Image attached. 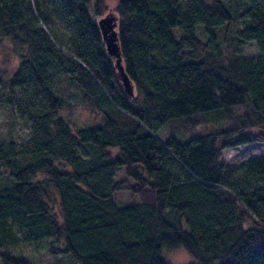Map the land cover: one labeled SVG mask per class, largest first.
I'll use <instances>...</instances> for the list:
<instances>
[{
	"label": "trees",
	"instance_id": "trees-1",
	"mask_svg": "<svg viewBox=\"0 0 264 264\" xmlns=\"http://www.w3.org/2000/svg\"><path fill=\"white\" fill-rule=\"evenodd\" d=\"M106 12L0 0V42L20 58L0 89L30 130L21 150L0 143V264H33L16 247L43 240L75 264H170L167 249L187 264H264V154L222 162L264 143V0H117L132 97L98 26ZM251 42L259 54L244 56Z\"/></svg>",
	"mask_w": 264,
	"mask_h": 264
},
{
	"label": "rangeland",
	"instance_id": "rangeland-1",
	"mask_svg": "<svg viewBox=\"0 0 264 264\" xmlns=\"http://www.w3.org/2000/svg\"><path fill=\"white\" fill-rule=\"evenodd\" d=\"M97 0H90L91 8L95 6ZM117 0H103V3L106 7L107 12L102 16L106 15L116 16L115 6ZM100 19V18H99ZM240 27V23L237 22L233 26V32ZM202 39L204 36L200 34ZM240 52L244 56H256L259 54V51L255 43L251 42L247 45H244L240 48ZM20 62L19 56L13 52L12 44L9 42H0V68L3 69L4 76L6 80L15 73L16 66ZM54 88L57 89L58 94H63L67 92V86L64 81L59 79L55 80ZM5 90L0 89V143L10 144L13 143L14 147L18 150L23 149L29 145L28 141L30 138V130L28 124L23 121L20 116L10 108L7 103L5 96ZM80 126L87 125V119L83 116L78 117ZM226 122H220L217 125L209 123L208 125H202L197 128L193 133L186 134H176L177 136L187 137L195 133H202L205 131H213L219 127L222 128L223 125H226ZM166 133V134H165ZM169 132L167 128L164 129L162 133L163 136H168ZM222 162L232 163L239 162L248 158H252L258 155L264 154V143H255L241 147H235L231 149L223 150ZM119 178H124L120 174ZM131 184H134L133 181H130ZM114 196L122 203L131 201V192L122 191L115 193ZM135 200H133L134 202ZM132 203V202H131ZM119 205H124L118 202ZM46 241L43 240L38 244H19L16 247V253L27 258L33 264H75L68 257H50L47 254ZM165 255L169 260L170 264H187L191 261V258L182 250H165Z\"/></svg>",
	"mask_w": 264,
	"mask_h": 264
},
{
	"label": "water",
	"instance_id": "water-1",
	"mask_svg": "<svg viewBox=\"0 0 264 264\" xmlns=\"http://www.w3.org/2000/svg\"><path fill=\"white\" fill-rule=\"evenodd\" d=\"M98 26L105 40L109 55L116 59L118 77L122 83L123 89L129 97H132L134 94V85L124 71L121 63L120 48L117 42V18L111 15H106L99 19Z\"/></svg>",
	"mask_w": 264,
	"mask_h": 264
}]
</instances>
